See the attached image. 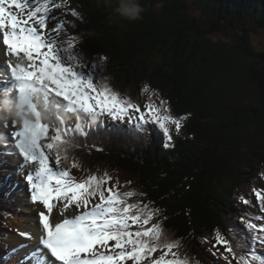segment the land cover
<instances>
[{"label":"trees","instance_id":"trees-1","mask_svg":"<svg viewBox=\"0 0 264 264\" xmlns=\"http://www.w3.org/2000/svg\"><path fill=\"white\" fill-rule=\"evenodd\" d=\"M72 1L82 15L74 29L91 53L107 56L118 85L160 89L187 116L174 146L157 127L98 134L106 148L86 140V165L118 178L121 191L146 193L189 264H226L214 254V232H244L240 217L249 213L238 194L264 188V53L252 41L264 34V0H135L142 11L134 19L122 14L124 0ZM123 134L130 142L117 140Z\"/></svg>","mask_w":264,"mask_h":264},{"label":"snow or ice","instance_id":"snow-or-ice-1","mask_svg":"<svg viewBox=\"0 0 264 264\" xmlns=\"http://www.w3.org/2000/svg\"><path fill=\"white\" fill-rule=\"evenodd\" d=\"M122 8L129 15L135 11L124 4ZM56 10H62L63 17L54 15ZM69 15L81 19L68 0H0V44L8 57V75L0 85H10L0 87V94L16 93L7 103L4 126L11 118L12 147L22 158L20 172L26 170L31 203L43 207L38 213L40 247L28 254L25 264H189L179 252L181 241L166 234L161 210L152 201L133 199L146 193L121 191L118 178L107 170L100 174L83 169L71 154L81 147L76 137L86 138L101 118L129 123L140 133L155 125L166 137V146H174L173 130L178 135L187 116L172 115L168 102L147 85L141 89L142 94L150 93L147 102L133 101L104 82L95 63L87 73L78 71L83 67L79 37L68 32ZM50 23L54 27L49 28ZM73 168L85 174L77 177ZM253 192L264 213V189ZM58 205L63 219L53 222ZM73 207L77 214L64 215ZM240 221L251 235L250 243L234 245L217 229L214 254L226 264H264V256L256 251L257 245L264 247V222H256L264 221V215L246 214ZM17 231L35 239L30 232Z\"/></svg>","mask_w":264,"mask_h":264},{"label":"clouds","instance_id":"clouds-1","mask_svg":"<svg viewBox=\"0 0 264 264\" xmlns=\"http://www.w3.org/2000/svg\"><path fill=\"white\" fill-rule=\"evenodd\" d=\"M68 4L70 6L71 9H74L76 12L79 13L78 8L74 6V3L72 0H68ZM124 5L132 7L135 11L133 14L129 15L127 14V12L125 11L124 8H121V12L122 14H124L125 16L129 17V18H136L138 17L140 11H142V9H140V7L138 6V4H136L135 0H124ZM62 17H63V12H62ZM82 20V15L80 16ZM74 21V24H71V26L68 27V29H73L75 32L76 30L74 29V27L77 26V20L72 17V16H67L66 19L71 21V19ZM54 27V23L52 26H49V28ZM79 34V33H78ZM80 35V34H79ZM83 44L85 45V40L82 36V34L80 35ZM8 59V57L5 55V49L2 46V44H0V79H3V77L1 76L4 72L7 73L6 67H5V63L6 60ZM92 69H90L89 71H91ZM8 75V73H7ZM98 75V74H97ZM0 87L2 88H7V84L5 85H0ZM125 89V88H123ZM141 89L140 88H127V90H130L133 92V94L135 96H140L141 93ZM160 90V89H159ZM118 92H122L121 89H117ZM161 91V90H160ZM16 93L13 92L12 93V97H10L9 101L15 98ZM5 94H0V200H1V205L4 203V207H6L7 210V214L6 216H4L3 222H4V228L5 231L3 232L4 235L2 234L3 238L1 240V253L3 254V257L0 258V264H25V260L26 257L28 256V254H30L32 251V248H28V243L30 241H32L33 243H35L37 246L40 247L39 243L36 241H33L32 239L29 240L25 237H15L14 240L11 239L12 235L18 234V231H25V232H30L29 229L30 228H35L32 224L29 225H23V229L20 228V226H18L17 223L13 222H20L22 219L19 218V220H17L16 218H11L13 215H15V213L18 214L17 211L21 210L23 211V213H28V207L26 208L24 206V204L26 203H30L33 213L34 208L36 207V213H35V217L38 220V213L39 211L43 210V207L41 205H34L31 203L30 198V189L29 186L27 185L26 180L24 179V176L26 175V170L24 173L17 174L16 173V168H18V163L20 161V163L22 164L21 161V157H19L18 154H16V150L12 147V137L10 135V133L15 130L12 127V120L11 118H9V122H8V127L4 126V117H6V115H8L7 112V107L4 106V103H8V99H5ZM168 102L170 103V107L171 109H173L172 111L179 117H181L182 115H179L177 112L174 111L173 105L171 103V101L168 100ZM183 117V116H182ZM74 121H69V123H73ZM123 126L126 127L127 125H129V123H121V122H116V121H112L108 118H101L100 122L95 123L89 130H88V135L86 138L84 137H80V140L77 142L78 144L81 145V147L73 149L71 154L74 155L79 162L81 163L83 156H82V152H81V148L82 146L85 147L86 149H89L87 147V143L86 140H90L91 143L96 144L98 148H102L105 149L106 146L101 144L100 141H98L96 139V136H99L98 134H102L103 132H107L109 130H116L118 126ZM152 127H157L155 125H148L147 126V134L150 132V130H152ZM158 128V127H157ZM184 129V128H183ZM174 132V130H173ZM183 132V131H182ZM175 133V132H174ZM179 135V134H178ZM89 138V139H88ZM84 160V159H83ZM71 166V165H70ZM87 168L83 167V169H88L90 170L91 168L86 166ZM82 170H77V169H71L73 175L80 177L82 175H84V171ZM261 169H264V166ZM259 171V172H260ZM5 175V177L12 182V184L15 187V193L17 196L19 197H7L5 196L6 194L9 193V186L7 181H5L4 179H2V176ZM242 192L238 194V197L242 196ZM23 196H27L28 200L25 201V203L23 204V201L19 198L23 197ZM15 198V199H13ZM246 198V197H244ZM249 201H251L250 204H244V207L251 216L257 215L258 213L261 212L259 204L257 202V199H253V198H246ZM239 201L241 202V200L239 199ZM60 207L61 206H57L56 209H54L53 212V217L59 216L60 220L63 219V216L60 214ZM25 208V209H22ZM27 209V210H26ZM25 210V211H24ZM78 210L76 208H70L68 209L64 215L67 216H72L77 214ZM244 212V211H243ZM9 217V218H7ZM39 223V222H38ZM37 225V224H35ZM39 231L40 230V226L38 225ZM235 231H229L230 232V240H232L233 244L235 245L236 243H245V244H249L251 241V235L244 229V232H240L238 231L235 227H234ZM228 232V233H229ZM32 234V232H30ZM6 234V236H5ZM20 241H17V240ZM21 245H26V247L21 248ZM222 248V247H221ZM223 249V248H222ZM247 250V249H245ZM256 251L257 254L264 256V247H261L259 245H257L256 247ZM45 254H46V250H45ZM156 255H159V253H157ZM9 259V260H8ZM54 259V258H51ZM27 264H32V261H27ZM233 264H235V262H233Z\"/></svg>","mask_w":264,"mask_h":264},{"label":"rangeland","instance_id":"rangeland-1","mask_svg":"<svg viewBox=\"0 0 264 264\" xmlns=\"http://www.w3.org/2000/svg\"><path fill=\"white\" fill-rule=\"evenodd\" d=\"M54 15L62 16V10H56ZM71 21H72V24H74V21L72 19H71ZM52 25H53V23L49 24V26H52ZM68 32H69L70 35L75 34V35H78V37H79V40L77 42V48H78V50H79V52L81 54V57H82L81 65H83V67H78L77 68L78 71H84L85 73H87V72H89L90 69H92L91 65L93 63H95V64L98 65V67L95 69V71H96V73L98 75L103 76L105 78L104 82L110 84L111 86L113 85L114 88L121 89L122 90V92H121L122 94L130 96L133 101H135V102H137V103H139L141 105H143L144 103L147 102V100L149 99L150 93H143L140 96H135L132 91L127 90V89H123V88H125V85L122 84V83L120 84V86L123 87V88H121L118 85V83H117L118 79L115 77V75H114V77H115L114 78L112 76V74L108 70V64H110V63H109V59L107 58V56H105L104 54H100V53H98V54L91 53L87 48L84 47V44H83L82 39H81V36L77 32H75L73 29H68ZM213 35H214V33H213ZM252 41H253V44H254L256 50L264 53V34H263V32H257L252 37ZM113 64H116V61ZM263 65H264V62H263ZM150 89H152V88H150ZM153 90H156V92L158 94V97L163 98L162 97V93L160 92L159 89H155L154 88ZM153 99H156V97H153ZM164 100H166V99H164ZM166 101L168 102V100H166ZM169 104L170 103L168 102V106L170 107ZM171 107H170V110H171L172 115H174L176 117H179L172 111L173 109H171ZM8 122H9V119H8ZM182 131H183V128L181 129V132ZM117 140L130 142L131 139H129L125 134H123L122 136L118 135L117 136ZM81 164H82L83 167L87 168L86 167L87 165H86V163H85V161L83 159L81 161ZM262 173H264V169H261V171H260V177H262V179H263L262 180L263 182L262 181L261 182L264 183V176L261 175ZM17 174H20V169H19V172L17 171ZM139 189H140V187H139ZM252 189H254V185H252L250 188L244 189L245 193L242 192L243 193L242 196L246 197V198L249 197V194L251 193ZM139 193H142V192H140V190H139ZM137 199H143L145 201H148V197L147 196L138 197ZM26 200H28V197H26L24 199V203H25ZM24 206L26 208L28 207L27 208L28 209V213L25 214L21 210L17 211L18 214L15 213V215H13L11 218H16L17 220H19V218H21L22 220L20 222H16L15 221V222H13V224L17 223L18 226H20V228H22V229H23V225L34 224L33 226L35 228H30L29 231L30 232L38 231L39 230V228H38L39 223H38L37 218L35 217V219H32V217H30L31 214H34V216H35L36 207H33L34 211H35L33 213V210H32V207H31L30 203H26V204H24ZM22 209H25V208H22ZM7 218H9V217H7ZM52 220H53V222H59L60 218H59V216H56V217L52 216ZM35 224H37V225H35ZM19 236H20L19 234L12 235L11 239L14 240L15 237L19 238ZM220 251H223V249L220 248Z\"/></svg>","mask_w":264,"mask_h":264},{"label":"bare ground","instance_id":"bare-ground-1","mask_svg":"<svg viewBox=\"0 0 264 264\" xmlns=\"http://www.w3.org/2000/svg\"><path fill=\"white\" fill-rule=\"evenodd\" d=\"M10 97H12V93H11V95H6L5 96V99L7 100L8 99V101H9V99H10ZM104 133H106V132H104ZM103 133V134H104ZM117 134V133H116ZM20 165H21V163H20V161H19V163H18V168H16V173H17V171L19 172V169H20ZM2 179H4L5 181H7V183H8V186H9V193H8V195H9V197H19V196H17L16 195V193H15V187H14V185L12 184V182H10L6 177H5V175H3L2 176ZM27 196H23V197H21V198H19V199H21L22 201H23V203H24V199L26 198ZM15 199V198H14ZM30 217H32V219H35V216H34V214H31L30 215ZM33 225V224H32ZM41 235V232L38 230V231H34V232H32V236L33 237H35V239H32L33 241H36V242H38L39 243V236ZM17 241H20L19 239L17 240ZM28 248H32V250H35V249H37L39 246H37L35 243H33L32 241H30L29 243H28Z\"/></svg>","mask_w":264,"mask_h":264}]
</instances>
